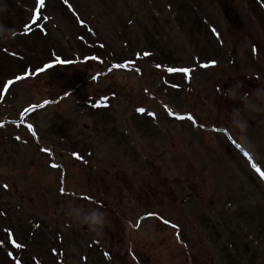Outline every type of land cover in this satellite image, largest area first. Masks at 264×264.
<instances>
[{
  "label": "rangeland",
  "instance_id": "1",
  "mask_svg": "<svg viewBox=\"0 0 264 264\" xmlns=\"http://www.w3.org/2000/svg\"><path fill=\"white\" fill-rule=\"evenodd\" d=\"M7 2L0 264H264V0Z\"/></svg>",
  "mask_w": 264,
  "mask_h": 264
},
{
  "label": "clouds",
  "instance_id": "2",
  "mask_svg": "<svg viewBox=\"0 0 264 264\" xmlns=\"http://www.w3.org/2000/svg\"><path fill=\"white\" fill-rule=\"evenodd\" d=\"M9 9L7 0H0V14L6 13ZM15 31L0 20V40H7L11 38L12 33ZM224 95L234 104L228 112V119L230 123L229 131L232 134V129L237 131V135H232V139L236 140L238 144L245 151L252 155L249 148L246 146L251 145L252 141L247 135L250 125V118L252 114L264 115V85H260L251 91H244V84L237 81L234 85L225 90ZM68 215L72 217L75 222L82 224L90 231L94 238H103L105 235V228L110 223L107 211L102 207L97 206L94 210L85 216L73 213L71 210Z\"/></svg>",
  "mask_w": 264,
  "mask_h": 264
},
{
  "label": "snow or ice",
  "instance_id": "3",
  "mask_svg": "<svg viewBox=\"0 0 264 264\" xmlns=\"http://www.w3.org/2000/svg\"><path fill=\"white\" fill-rule=\"evenodd\" d=\"M178 119H184V117H177ZM188 119H192V117L191 116H189V117H187ZM55 167V166H54ZM262 176H264V174H262ZM62 191H63V189H62Z\"/></svg>",
  "mask_w": 264,
  "mask_h": 264
}]
</instances>
